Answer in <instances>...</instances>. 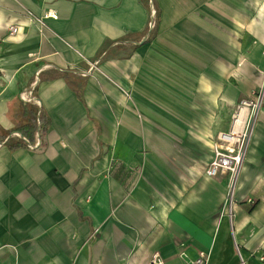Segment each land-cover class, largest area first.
<instances>
[{"label":"crops","instance_id":"crops-1","mask_svg":"<svg viewBox=\"0 0 264 264\" xmlns=\"http://www.w3.org/2000/svg\"><path fill=\"white\" fill-rule=\"evenodd\" d=\"M152 1L150 31L144 0H0V264H264V105L233 226L206 174L264 81V0Z\"/></svg>","mask_w":264,"mask_h":264},{"label":"built area","instance_id":"built-area-1","mask_svg":"<svg viewBox=\"0 0 264 264\" xmlns=\"http://www.w3.org/2000/svg\"><path fill=\"white\" fill-rule=\"evenodd\" d=\"M149 2L151 13L148 22V29L151 31L154 30L156 26L157 11L153 1L149 0ZM28 15L31 23L36 25L42 32L48 25L46 18L57 17L56 14L50 12L46 16H39L32 12H28ZM17 31V26L10 27V34H15ZM85 60L89 64V67L81 69L79 72L82 76H91L93 72L99 68L100 61H92L88 58H85ZM125 93L127 96H130L128 92ZM22 97L27 102H33L40 105L39 99L33 94L32 90L24 92ZM263 105L264 81L260 88L254 93L253 99L242 100L240 102L233 114L231 128L228 131L219 132L217 134L214 143V157L206 168V174L210 177H215L220 173L227 174V191L223 213L229 218L232 226L235 215V206L238 201L237 195L240 177L248 157ZM14 134L21 137V134L18 132ZM25 140L30 148H37L41 145V136L39 133L37 134V140L35 142H29L27 139ZM247 202L253 204L255 200L249 198L247 199ZM239 254L242 263L245 264L240 251ZM260 259L264 260V256H261ZM148 264H165V261L160 252L156 251L152 255ZM191 264H208V255L205 252L200 253L197 258L191 261Z\"/></svg>","mask_w":264,"mask_h":264},{"label":"trees","instance_id":"trees-1","mask_svg":"<svg viewBox=\"0 0 264 264\" xmlns=\"http://www.w3.org/2000/svg\"><path fill=\"white\" fill-rule=\"evenodd\" d=\"M144 1H146L147 3L149 2V0H144ZM36 116L37 117L34 120V122L27 124V128L30 127L29 132H31V134H29V135L32 136L34 134V132L37 131L40 134V136H43L48 129L49 121H48V119H46V117L43 113V110H40V112L37 113ZM27 128H22V131L19 130V131H21L20 133L22 134V136L24 138V139H22L24 142H26L25 137H29V135L27 136V134H26V133H28V131L25 130ZM20 146H21V143L18 142L14 147H20Z\"/></svg>","mask_w":264,"mask_h":264}]
</instances>
